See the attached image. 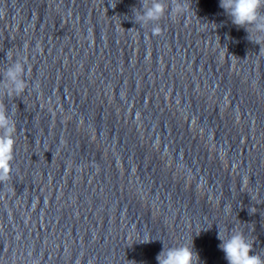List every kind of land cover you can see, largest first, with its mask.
Segmentation results:
<instances>
[{
  "label": "clouds",
  "instance_id": "clouds-1",
  "mask_svg": "<svg viewBox=\"0 0 264 264\" xmlns=\"http://www.w3.org/2000/svg\"><path fill=\"white\" fill-rule=\"evenodd\" d=\"M230 17L233 25L244 28L248 39L260 46L264 44V0H220L219 5ZM164 0H141V7L134 9L135 22L144 27L151 25L153 34H160L159 21L168 15L175 19L184 16L189 11V0H171V11ZM255 34V40H253ZM8 65L0 70V96L9 98L20 97L26 89V65L21 58L10 60ZM16 121L14 112L11 114L7 105L0 99V183L10 179L12 161L14 160ZM218 247L224 252L228 264H264V256L253 252V243L243 232L233 230L227 238L221 235ZM148 242V241H146ZM158 264H200L198 253L191 246L183 244L173 247H163L156 256Z\"/></svg>",
  "mask_w": 264,
  "mask_h": 264
}]
</instances>
